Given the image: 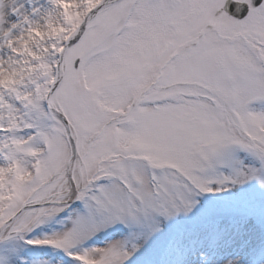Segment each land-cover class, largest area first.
I'll list each match as a JSON object with an SVG mask.
<instances>
[{
  "label": "snow or ice",
  "instance_id": "1",
  "mask_svg": "<svg viewBox=\"0 0 264 264\" xmlns=\"http://www.w3.org/2000/svg\"><path fill=\"white\" fill-rule=\"evenodd\" d=\"M82 24L64 58L65 119L42 131L38 110L27 125L45 150L31 147V181L0 200V241L53 246L80 264H128L199 195L253 180L264 186V107H254L264 102V76L229 42L235 25L264 26V2L101 0ZM234 150L257 163L233 157L239 166L225 173ZM73 200L86 211L70 217L71 227L27 238ZM115 224L129 235L74 250Z\"/></svg>",
  "mask_w": 264,
  "mask_h": 264
},
{
  "label": "clouds",
  "instance_id": "2",
  "mask_svg": "<svg viewBox=\"0 0 264 264\" xmlns=\"http://www.w3.org/2000/svg\"><path fill=\"white\" fill-rule=\"evenodd\" d=\"M100 2L0 0V124L4 125L0 129V200L18 196L21 186L31 181L36 163L29 155L31 147L45 150L37 130L27 126L37 111L45 114L42 131L49 132L64 121L63 110L68 106H62L58 98L66 80L64 58L82 22ZM13 13L18 19H11ZM232 33L236 38L229 42L250 57L260 70L257 75L264 76V26L235 25ZM220 38L228 39L223 34ZM78 79L82 85L84 77ZM6 154L13 157L11 162L5 159ZM222 264L252 262L236 254ZM259 264H264V259Z\"/></svg>",
  "mask_w": 264,
  "mask_h": 264
},
{
  "label": "rangeland",
  "instance_id": "3",
  "mask_svg": "<svg viewBox=\"0 0 264 264\" xmlns=\"http://www.w3.org/2000/svg\"><path fill=\"white\" fill-rule=\"evenodd\" d=\"M11 19H18V14L13 13ZM254 107H264V102H254ZM233 157L241 158L248 164L257 163L248 153L234 150L225 156L228 161L223 166L225 173L239 166ZM0 163H3L2 159ZM197 199L199 203L191 212L164 220L161 231L152 236L128 264H222L229 255L236 254L243 255L251 262L257 260L264 245V186L256 180L236 183L226 186L224 191L201 194ZM80 202V206L65 219L55 216L36 227L38 233L34 237L44 238L63 231L65 227H71L70 217L86 211L84 203ZM241 215H247L249 220H242ZM195 224L207 225L208 230H201L198 225L193 226ZM117 230L123 231V236L120 235L122 237H112L108 242L102 240L106 231L111 233ZM129 231L123 224H115L96 232L74 250L106 247L113 241L126 238ZM43 249L50 253L48 257H43L47 253ZM58 253L63 257H58ZM202 253L206 255L202 256ZM6 257H11L12 264H80L63 249L30 245L18 239L0 244V258Z\"/></svg>",
  "mask_w": 264,
  "mask_h": 264
}]
</instances>
